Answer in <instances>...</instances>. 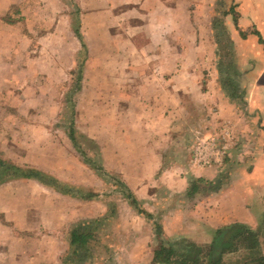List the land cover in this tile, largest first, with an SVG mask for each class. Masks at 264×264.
I'll use <instances>...</instances> for the list:
<instances>
[{"label": "crops", "instance_id": "0c3cea01", "mask_svg": "<svg viewBox=\"0 0 264 264\" xmlns=\"http://www.w3.org/2000/svg\"><path fill=\"white\" fill-rule=\"evenodd\" d=\"M14 1L0 0V15ZM95 2H101V7H91L85 18L81 17L83 30L88 29L89 15L95 17V13L104 12L106 20L93 21L90 30L113 37L117 34L115 27L124 25L126 34L122 37L134 45L131 52L137 51L136 43L142 39L148 45L151 41L159 43L155 55L167 57L162 42L169 40V27L175 28V32L182 28L185 31L182 39L195 43L194 60L187 66L179 62L187 49L177 43L175 53L171 54L177 58L173 67L160 64L144 70L151 76L149 88L156 92L147 100L142 158L140 149L127 150L132 160L129 172H139L118 179L129 193L123 194L125 198L117 196L111 211L105 208V199L97 192L88 198L62 192L53 183L43 184L30 177L5 176L0 181V263L41 264L35 251L47 253L42 243L49 241L51 250L47 249L49 254L42 258L43 264H90V261L96 264L98 251L104 249L100 231L105 217L110 219L107 233L114 232V249L124 251L118 253L112 264H136V256L143 250L145 261L156 263L155 250L161 246L174 248L179 242L201 247L211 243L215 247L217 230L229 227L232 230L237 225L255 233L254 248L259 250V256L264 255V47L256 34L248 30L253 28L264 38V0H237L234 29L229 34L234 58L231 67L208 65L218 55V41L212 36L206 18L211 15L210 0ZM202 21L208 34L203 38ZM60 25L71 31L66 23ZM73 32L79 35V28H73ZM87 32L81 30L82 35ZM202 46H211L212 52L202 50ZM137 52H143L145 58L153 55L141 49ZM221 134L226 141L222 161L208 166L192 163L195 142L208 135L220 140ZM113 168L122 171L124 167ZM146 169L154 174L141 177L140 171ZM78 182L71 183H81ZM33 184L38 188L51 186L46 209L38 199L34 202L33 198L38 196L30 190L26 193L33 201H24L22 188ZM61 198L67 201L62 202ZM30 210L31 213L36 210L34 218L28 216ZM77 224H92L96 242L94 249L87 247L86 242L90 254L81 261L71 253L74 249L71 232ZM91 250L95 252L92 254ZM227 263L240 264L232 260Z\"/></svg>", "mask_w": 264, "mask_h": 264}, {"label": "rangeland", "instance_id": "374dc122", "mask_svg": "<svg viewBox=\"0 0 264 264\" xmlns=\"http://www.w3.org/2000/svg\"><path fill=\"white\" fill-rule=\"evenodd\" d=\"M210 1L211 15L206 18L210 22L212 36L218 39V55L208 65L231 67L234 58L231 56L233 44L229 34L234 29L237 0ZM96 5L100 6L101 2L15 0L9 10L0 15V161L10 168L5 176L18 172V169H30L62 192L88 198L96 192L102 194L105 208L111 211L117 196L125 198L123 194L129 193L118 179L131 174L135 176L139 172H129L132 160L128 158L127 150L129 147L140 149L142 158L147 100L151 93L156 92L149 88L151 76L144 70L160 64L173 67L177 58L171 54L175 53L177 43L187 49L179 62L191 65L195 43L182 39V28L175 32V28L169 27V40L162 42V51L167 50V57L155 55L159 43L151 41L148 45L141 39L136 43V50L153 52L148 56L150 58H145L143 52H131L135 50L134 45L122 37L126 34L124 25L115 27L117 34L113 37L90 30L92 22L106 20L107 13H95V17L89 15L88 29L81 28V17L85 18L91 7ZM60 23H66L71 31ZM76 27L79 35L73 32ZM201 27L203 38L208 35L203 21ZM81 30L88 32L82 35ZM248 30L254 31L250 27ZM98 34L101 36L97 38ZM201 49L212 52L211 46H202ZM155 109L157 107L150 110ZM71 133L74 141L70 139ZM115 165L124 168L118 171L113 168ZM143 171L144 175L141 174ZM150 174L154 172L149 169L139 173L141 177ZM74 181L81 183L72 184ZM44 187L38 188L33 184L22 188L24 201L31 203L32 199L26 193L30 190L38 196L33 198L34 202L38 199L46 209L51 186ZM60 201L67 200L61 198ZM35 212L28 211V216L34 218ZM109 221L107 217L103 220L100 239L104 249L98 251L96 264H112L113 259L117 261L118 253L124 252L114 249V232L107 233ZM228 241L224 244L226 251L223 254L226 253L220 255L218 264H228L230 260L242 264L259 257L257 248L244 249L241 240ZM42 245L47 253L38 254L32 249L41 264L42 258L49 254L47 249L51 250L49 241ZM196 245L188 242L174 244L173 258L180 259L185 254L197 252L199 245ZM95 246L94 237L87 240V247L94 249ZM209 246H199L201 250L197 253L198 261L204 264L208 263ZM94 252L91 250L92 254ZM144 253L143 250L136 256V264H154L150 259L145 261Z\"/></svg>", "mask_w": 264, "mask_h": 264}, {"label": "trees", "instance_id": "16d2710c", "mask_svg": "<svg viewBox=\"0 0 264 264\" xmlns=\"http://www.w3.org/2000/svg\"><path fill=\"white\" fill-rule=\"evenodd\" d=\"M232 11V9L230 10ZM254 34H256L258 41L263 45L264 47V38L260 35V33L257 30L253 31ZM242 36L244 34L241 33ZM218 41V39H217ZM71 140L74 141L73 134L71 133ZM10 168H8V165L3 164L0 162V181L5 178V173L8 172ZM17 170V169H16ZM10 177H30L35 178L39 180L43 184H50L51 182L42 179L43 177L33 170H21L18 169V172H14L13 174L9 175ZM129 196V195H128ZM139 212H142L141 209H137ZM91 225L92 224H77L74 226V230L72 233V241L71 244L74 246V249L72 250V257L75 258L77 261L84 260L87 258V249L85 248V244L88 239L92 237L91 233ZM235 239V240H241L240 242L247 248H254L257 245V239L256 235L253 231L249 230L245 226H238L235 229H219L216 232L215 235V247L212 245L209 246L207 255H208V263L206 264H218L220 261V255L226 251V246L224 244L228 243V240ZM244 240L247 241V244L244 243ZM197 252L194 251V253L185 254L180 259L173 258L174 249L169 247L161 246L158 250H155L153 252V260L156 262H162L165 264H204L203 262L198 261V252L201 250L200 247H196ZM242 264H264V255H261L257 258L251 259L247 262H244Z\"/></svg>", "mask_w": 264, "mask_h": 264}, {"label": "built area", "instance_id": "2783aa9c", "mask_svg": "<svg viewBox=\"0 0 264 264\" xmlns=\"http://www.w3.org/2000/svg\"><path fill=\"white\" fill-rule=\"evenodd\" d=\"M226 141L221 134L220 140L215 136H201L194 144L191 161L198 166L220 163L225 154Z\"/></svg>", "mask_w": 264, "mask_h": 264}, {"label": "water", "instance_id": "95a60500", "mask_svg": "<svg viewBox=\"0 0 264 264\" xmlns=\"http://www.w3.org/2000/svg\"><path fill=\"white\" fill-rule=\"evenodd\" d=\"M154 264H165V263H162V262H156V263H154Z\"/></svg>", "mask_w": 264, "mask_h": 264}]
</instances>
